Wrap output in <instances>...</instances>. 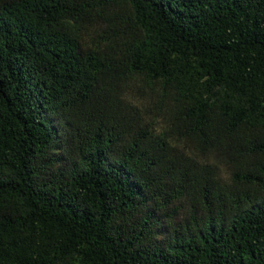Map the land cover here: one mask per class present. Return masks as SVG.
Listing matches in <instances>:
<instances>
[{
    "label": "trees",
    "instance_id": "obj_1",
    "mask_svg": "<svg viewBox=\"0 0 264 264\" xmlns=\"http://www.w3.org/2000/svg\"><path fill=\"white\" fill-rule=\"evenodd\" d=\"M0 264H264V0H0Z\"/></svg>",
    "mask_w": 264,
    "mask_h": 264
}]
</instances>
